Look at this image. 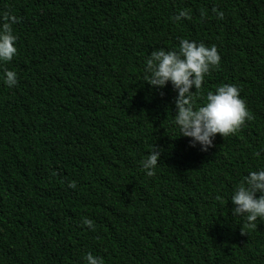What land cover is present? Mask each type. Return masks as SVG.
<instances>
[{
    "label": "trees",
    "instance_id": "1",
    "mask_svg": "<svg viewBox=\"0 0 264 264\" xmlns=\"http://www.w3.org/2000/svg\"><path fill=\"white\" fill-rule=\"evenodd\" d=\"M5 11L17 53L3 68L18 83L0 80V264H86L87 253L103 264H264V219L233 218L230 201L264 167V0H0ZM180 39L220 57L197 105L234 84L251 116L207 150L171 123L172 85L144 81L150 54ZM153 148L147 176L140 161Z\"/></svg>",
    "mask_w": 264,
    "mask_h": 264
},
{
    "label": "clouds",
    "instance_id": "2",
    "mask_svg": "<svg viewBox=\"0 0 264 264\" xmlns=\"http://www.w3.org/2000/svg\"><path fill=\"white\" fill-rule=\"evenodd\" d=\"M213 11L218 17L223 16L215 8ZM187 16L188 13L181 10L173 19L180 20ZM16 22V17L10 12L0 13V80L9 88L18 83L16 72L3 68L17 53V37L12 28ZM219 61L215 45L207 47L203 43L180 39L177 50L153 51L144 64V81L152 88H163L168 83L172 85L176 97L171 123L178 128L179 136L190 138V147L198 144L201 150L211 147L217 134L222 137L233 134L246 119H251L234 84H222L214 92H207L203 102L197 105L204 76L211 68L218 66ZM159 156V150L153 148L141 159L140 167L147 176L154 174ZM68 187L74 189L76 183L70 181ZM230 201L233 218L243 217L248 222L264 219V167L248 171L235 187ZM82 224L94 228L92 220L87 217L82 218ZM84 259L86 264H103L102 258L91 253L85 254Z\"/></svg>",
    "mask_w": 264,
    "mask_h": 264
}]
</instances>
